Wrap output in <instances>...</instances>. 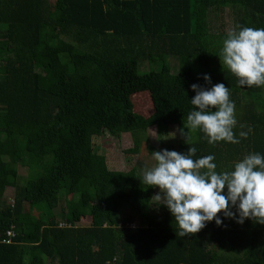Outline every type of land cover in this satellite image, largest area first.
I'll return each mask as SVG.
<instances>
[{
	"label": "trees",
	"instance_id": "obj_1",
	"mask_svg": "<svg viewBox=\"0 0 264 264\" xmlns=\"http://www.w3.org/2000/svg\"><path fill=\"white\" fill-rule=\"evenodd\" d=\"M225 9L237 32L264 28V0H0V264H264V225L221 213L222 226L207 222L179 237L167 206L152 201L155 187L135 169L109 170L92 143L180 128L194 109L191 85L223 83L240 143L209 144L198 129L196 141H179L174 151L213 155L218 173L234 171L237 156L264 157V85L240 86L218 56ZM171 57L196 58L197 72H172ZM155 77L166 100L143 117L130 93ZM136 152L137 144L126 150ZM19 166L27 168L24 185L12 174ZM25 205L46 206L61 221L39 219ZM85 216L90 224L80 226Z\"/></svg>",
	"mask_w": 264,
	"mask_h": 264
},
{
	"label": "clouds",
	"instance_id": "obj_2",
	"mask_svg": "<svg viewBox=\"0 0 264 264\" xmlns=\"http://www.w3.org/2000/svg\"><path fill=\"white\" fill-rule=\"evenodd\" d=\"M238 27L240 30L229 31L223 42L218 55L222 66L239 78L240 86H262L264 28ZM203 79L212 84L210 75ZM191 88L196 95L191 99L194 109L185 122L188 131L179 130L186 143L191 145V133L198 129L209 144L240 143L233 131L237 120L229 88L223 83L210 88L192 84ZM239 135L247 138L248 133L241 131ZM196 151L191 146L187 154L167 149L152 152L156 164L146 168L141 179L143 184L159 188L155 199L166 205L175 218L180 229L177 235L189 237L199 233L207 222L215 221L222 226L221 213L239 224L251 219L264 225V157L250 154L235 164L234 171L218 173L213 163L215 157L208 155L194 160Z\"/></svg>",
	"mask_w": 264,
	"mask_h": 264
},
{
	"label": "rangeland",
	"instance_id": "obj_3",
	"mask_svg": "<svg viewBox=\"0 0 264 264\" xmlns=\"http://www.w3.org/2000/svg\"><path fill=\"white\" fill-rule=\"evenodd\" d=\"M49 1L53 2L54 0ZM221 17L223 18L222 20L225 24V30L227 32L233 31L236 25L233 12L231 10L225 9ZM169 65L172 68V72H176L183 66H189L193 73L197 72L196 58L171 57L169 59ZM142 69H144V66H142ZM163 81L164 80H160V77L152 78L149 89L135 90L130 93V98L132 100L135 113L143 117H148L152 114L155 103L166 100L165 89L163 88L162 84ZM180 128L185 132L188 131V129L185 128V125ZM180 128L177 126H172L164 130L162 127H155L132 134L124 133L119 139L104 135L93 138L92 143L95 153L103 154L106 157V164L109 170L129 171L131 169H135L139 174L143 175L146 168L150 169L156 164V161L153 159L152 152L162 151L164 149L173 151L177 147L179 141H186L185 138L181 137L180 135ZM197 139V130H195L191 133V141H196ZM136 144V153H126V150L134 148ZM49 160V157H44L41 159V163H48ZM26 169L27 168L25 166H19L16 170H12V174L18 179V185L25 184L27 179ZM148 192L152 193L153 202L158 204L161 203L155 199V195L160 192L158 187L148 189ZM13 196L14 190L12 188H7L4 193V199L8 203H12ZM69 199H71V197H69ZM57 208V211L64 210L63 201H60ZM24 209L25 212L30 214L32 213L35 217L45 220H48L50 217L55 216L56 214V212L50 211L46 206L42 205H40L36 210H32L31 206L25 205ZM127 213V210L123 211L121 217L123 218ZM55 217L58 221H61L60 217ZM89 224L90 218L88 216L81 218L79 223L80 226H87Z\"/></svg>",
	"mask_w": 264,
	"mask_h": 264
},
{
	"label": "crops",
	"instance_id": "obj_4",
	"mask_svg": "<svg viewBox=\"0 0 264 264\" xmlns=\"http://www.w3.org/2000/svg\"><path fill=\"white\" fill-rule=\"evenodd\" d=\"M256 112L258 113L259 112V110H256ZM249 124H251V123H249ZM249 124H247L246 126H247V128H249V127H251V125H249ZM252 128V127H251ZM250 146H253V145H250ZM248 156V155H247ZM238 158L236 159L237 160V162L239 161V160H242L243 158H245V156L244 157H239V156H237Z\"/></svg>",
	"mask_w": 264,
	"mask_h": 264
},
{
	"label": "built area",
	"instance_id": "obj_5",
	"mask_svg": "<svg viewBox=\"0 0 264 264\" xmlns=\"http://www.w3.org/2000/svg\"><path fill=\"white\" fill-rule=\"evenodd\" d=\"M6 235H7L8 237H11V236H12V233H11L10 231H7ZM6 242H9V241L7 240Z\"/></svg>",
	"mask_w": 264,
	"mask_h": 264
}]
</instances>
